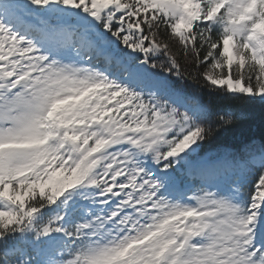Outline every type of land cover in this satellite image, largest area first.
Returning a JSON list of instances; mask_svg holds the SVG:
<instances>
[{"label":"snow or ice","instance_id":"obj_1","mask_svg":"<svg viewBox=\"0 0 264 264\" xmlns=\"http://www.w3.org/2000/svg\"><path fill=\"white\" fill-rule=\"evenodd\" d=\"M0 264H264V0H0Z\"/></svg>","mask_w":264,"mask_h":264},{"label":"trees","instance_id":"obj_2","mask_svg":"<svg viewBox=\"0 0 264 264\" xmlns=\"http://www.w3.org/2000/svg\"><path fill=\"white\" fill-rule=\"evenodd\" d=\"M164 37H165V39L169 40L170 46L172 47V50L174 53L182 50L178 41H176L173 38H169V36L167 35L166 32L164 34ZM177 58L181 60L182 67H185V68H188L189 70H191V66L186 64L183 61L182 57L178 56ZM191 87H194V86L190 85L189 90L191 89ZM201 92L203 94L202 95L203 100L205 102H207V100L209 99L208 87L207 86L203 87L201 89ZM213 103L214 104L216 103L214 96H213ZM219 103H220L221 107H223L225 109L231 108L232 110H241V109L242 110H250V109L255 108L257 113L259 112V107H260L258 104L253 105L250 103H242L240 101H232V100L220 101ZM241 130L243 131L245 137L249 136V135H255V136H257V138H259V136L261 135V130L259 127V117L257 116V121H256V124L254 127L250 126L249 122H245L242 124ZM240 140H241L240 132H237L235 135H230L228 137H222L220 140H213V141L207 143L204 150L205 151H216L223 144H236V145H238L240 143Z\"/></svg>","mask_w":264,"mask_h":264}]
</instances>
